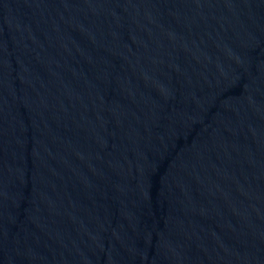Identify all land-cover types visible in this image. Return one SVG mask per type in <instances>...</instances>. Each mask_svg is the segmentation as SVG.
<instances>
[{
	"label": "water",
	"instance_id": "obj_1",
	"mask_svg": "<svg viewBox=\"0 0 264 264\" xmlns=\"http://www.w3.org/2000/svg\"><path fill=\"white\" fill-rule=\"evenodd\" d=\"M0 264H264V0H0Z\"/></svg>",
	"mask_w": 264,
	"mask_h": 264
}]
</instances>
